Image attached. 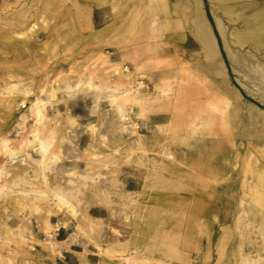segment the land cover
<instances>
[{"label": "rangeland", "instance_id": "obj_1", "mask_svg": "<svg viewBox=\"0 0 264 264\" xmlns=\"http://www.w3.org/2000/svg\"><path fill=\"white\" fill-rule=\"evenodd\" d=\"M198 1L214 56L193 0H0V264H264V38Z\"/></svg>", "mask_w": 264, "mask_h": 264}, {"label": "crops", "instance_id": "obj_2", "mask_svg": "<svg viewBox=\"0 0 264 264\" xmlns=\"http://www.w3.org/2000/svg\"><path fill=\"white\" fill-rule=\"evenodd\" d=\"M214 1L218 3L221 10L224 11V13H226L227 15L232 17L235 16L240 19H243L246 24H249V27L247 26L248 28L243 33L238 35H244L249 39L264 38V3L257 4L252 0H214ZM193 2L194 5L191 9L192 18L190 21L191 29H190L189 37L187 38H195L196 40H198L199 50L197 51H201L202 54H204V51L210 54L205 47L204 41H202L201 39L202 38L201 32L198 31L199 21L203 23V25H205L203 15L201 14V10L199 9V5H198L199 1L193 0ZM98 9L94 8L90 11H87L86 19L81 22V25H79L78 28H82L85 31H90V29L94 27V24L96 22L95 11H97ZM107 24L105 26L104 25L101 26L100 30L102 31V34H104V31L108 32L109 25ZM212 55L214 56V52L213 54L211 53V56ZM261 207L263 206L261 205Z\"/></svg>", "mask_w": 264, "mask_h": 264}, {"label": "bare ground", "instance_id": "obj_3", "mask_svg": "<svg viewBox=\"0 0 264 264\" xmlns=\"http://www.w3.org/2000/svg\"><path fill=\"white\" fill-rule=\"evenodd\" d=\"M248 20V19H247ZM244 21V20H243ZM218 28H219V25H218ZM198 31L201 32V36H202V41H204V44H205V47L206 49L208 50V52L211 54H213V48H212V43H211V40L209 39V35L203 25V23H201L200 21L198 22ZM246 34V33H245ZM251 34V33H250ZM243 35H237L236 36V41L235 42H238V43H241V38H242ZM197 53V52H196ZM202 54V53H201ZM207 56V55H206ZM213 56V55H212ZM206 58V57H205ZM203 60V58H202ZM87 85V89L90 87L88 84ZM9 92V91H8ZM54 94H55V88L51 87L50 88V91H49V98H54ZM98 97V96H97ZM106 98V97H105ZM39 105V104H38ZM34 107L32 108V113H33V117L34 119L37 121V124H38V121L41 119V113L37 110V103H35V105H33ZM40 106V105H39ZM41 107V106H40ZM42 110V109H40ZM43 114V113H42ZM73 121H70L69 122V125L70 126H73ZM35 129V128H34ZM91 131H92V128H89ZM34 131H32V140L28 143V145H33L36 143V134L34 135ZM53 136V133L52 132H49V137L47 139H51ZM44 137V136H43ZM41 138V137H39ZM46 140V139H45ZM44 140V141H45ZM29 141V140H28ZM38 141V140H37ZM44 141H38V148L41 150V149H46L48 147L49 144H45ZM47 143V142H46ZM2 149H4V147H2ZM260 183H262V181L260 180ZM57 200H58V206L61 207V208H65V209H71V205L69 204V200L67 201L65 198H62L60 196H56ZM264 199H263V195L260 193V192H256V198H255V203L258 205V207L261 208V205L263 203Z\"/></svg>", "mask_w": 264, "mask_h": 264}, {"label": "trees", "instance_id": "obj_4", "mask_svg": "<svg viewBox=\"0 0 264 264\" xmlns=\"http://www.w3.org/2000/svg\"><path fill=\"white\" fill-rule=\"evenodd\" d=\"M207 17H208V19H209L210 24L212 25L213 32H214V34L216 35V32H215V30H214V28H213V24H212V21H211L209 15H208V13H207ZM218 45H219V47L221 48V45H220V41H219V40H218ZM221 54L223 55L222 51H221Z\"/></svg>", "mask_w": 264, "mask_h": 264}, {"label": "built area", "instance_id": "obj_5", "mask_svg": "<svg viewBox=\"0 0 264 264\" xmlns=\"http://www.w3.org/2000/svg\"><path fill=\"white\" fill-rule=\"evenodd\" d=\"M128 69V67H125V70H127Z\"/></svg>", "mask_w": 264, "mask_h": 264}]
</instances>
